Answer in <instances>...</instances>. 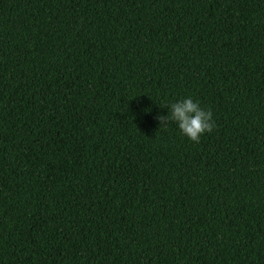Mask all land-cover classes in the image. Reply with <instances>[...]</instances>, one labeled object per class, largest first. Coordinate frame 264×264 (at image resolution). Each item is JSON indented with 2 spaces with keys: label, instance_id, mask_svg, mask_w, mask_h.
<instances>
[{
  "label": "trees",
  "instance_id": "1",
  "mask_svg": "<svg viewBox=\"0 0 264 264\" xmlns=\"http://www.w3.org/2000/svg\"><path fill=\"white\" fill-rule=\"evenodd\" d=\"M0 264H264V0H0Z\"/></svg>",
  "mask_w": 264,
  "mask_h": 264
},
{
  "label": "clouds",
  "instance_id": "2",
  "mask_svg": "<svg viewBox=\"0 0 264 264\" xmlns=\"http://www.w3.org/2000/svg\"><path fill=\"white\" fill-rule=\"evenodd\" d=\"M165 107L168 108V114L157 116L160 126L167 127L169 121H174L181 133L193 142L199 143L202 135L212 132L216 127L213 113L202 108L191 97L172 102Z\"/></svg>",
  "mask_w": 264,
  "mask_h": 264
}]
</instances>
